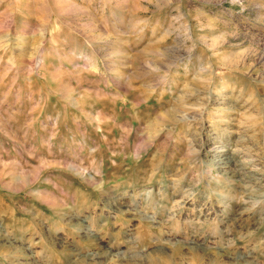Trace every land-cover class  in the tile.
Returning <instances> with one entry per match:
<instances>
[{"label":"rangeland","instance_id":"obj_1","mask_svg":"<svg viewBox=\"0 0 264 264\" xmlns=\"http://www.w3.org/2000/svg\"><path fill=\"white\" fill-rule=\"evenodd\" d=\"M0 264H264V0H0Z\"/></svg>","mask_w":264,"mask_h":264},{"label":"bare ground","instance_id":"obj_2","mask_svg":"<svg viewBox=\"0 0 264 264\" xmlns=\"http://www.w3.org/2000/svg\"><path fill=\"white\" fill-rule=\"evenodd\" d=\"M222 164H223V163H222ZM222 164L218 163V165H217V166H218V168H219V167H221V166H222ZM225 167H226V166H225Z\"/></svg>","mask_w":264,"mask_h":264}]
</instances>
